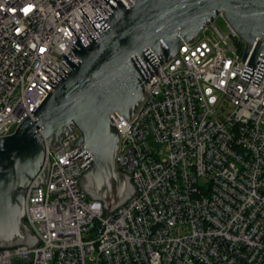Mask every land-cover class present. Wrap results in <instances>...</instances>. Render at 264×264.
I'll use <instances>...</instances> for the list:
<instances>
[{
	"label": "built area",
	"instance_id": "1",
	"mask_svg": "<svg viewBox=\"0 0 264 264\" xmlns=\"http://www.w3.org/2000/svg\"><path fill=\"white\" fill-rule=\"evenodd\" d=\"M97 0H0V139L16 133L48 90L53 64L96 21ZM214 23L158 68L121 132L118 169L136 195L116 212L88 198L73 128L30 188L34 248L0 249V264H264V77L242 79L245 43Z\"/></svg>",
	"mask_w": 264,
	"mask_h": 264
},
{
	"label": "water",
	"instance_id": "2",
	"mask_svg": "<svg viewBox=\"0 0 264 264\" xmlns=\"http://www.w3.org/2000/svg\"><path fill=\"white\" fill-rule=\"evenodd\" d=\"M87 17L78 41L60 58L67 74L50 63L42 87L48 90L16 133L0 139V249L28 246L39 239L27 225L28 192L48 184L50 160L73 128L81 137L80 184L89 199L116 212L135 195L132 177L117 166L121 132L139 115L151 76L178 55L184 43L222 15L245 43L242 79L257 86L264 77V0H97L98 16Z\"/></svg>",
	"mask_w": 264,
	"mask_h": 264
},
{
	"label": "rangeland",
	"instance_id": "3",
	"mask_svg": "<svg viewBox=\"0 0 264 264\" xmlns=\"http://www.w3.org/2000/svg\"><path fill=\"white\" fill-rule=\"evenodd\" d=\"M214 26H216L224 35L230 34L229 24L222 15L214 21Z\"/></svg>",
	"mask_w": 264,
	"mask_h": 264
}]
</instances>
